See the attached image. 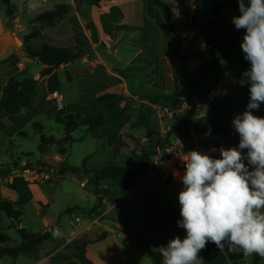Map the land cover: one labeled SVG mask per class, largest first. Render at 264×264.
<instances>
[{
	"label": "rangeland",
	"instance_id": "rangeland-1",
	"mask_svg": "<svg viewBox=\"0 0 264 264\" xmlns=\"http://www.w3.org/2000/svg\"><path fill=\"white\" fill-rule=\"evenodd\" d=\"M162 1L172 4L174 31L165 26L163 16L152 0H144L147 23L145 28L129 25L127 29L122 30L104 17L101 22L102 31L111 36L113 41L106 38L101 40L99 36L98 43H95L91 30L87 28V23L92 21L87 20V17L92 18L93 7L84 1L35 0L37 7L30 9L29 0H9V3L7 0H0V81L5 79L4 76L11 69L18 79L32 78L34 74L43 73L46 67L40 62L34 63L32 59L21 56L23 51L27 52L25 38L32 33L42 34L36 41L38 44L68 46L75 52L89 50L79 60L48 75L52 77V89L49 93L58 91L65 97V102L70 104L62 114L56 110L53 102L44 100L42 91H39L38 95L35 92L31 110L21 107L14 97L9 99L11 106L7 111L10 120L0 123V201L10 200L15 208L20 206L22 217L17 222L0 213V247H14L22 242L18 226L29 232L41 233L46 229V222L58 223L66 240L72 233L75 235L81 228L89 225L91 220L88 212L97 206L103 196H108L109 204L106 207L119 202L118 205L99 225L93 226L88 233L80 235L72 243L81 245L86 240L95 241L102 233L108 232L112 244L117 242L121 248L128 244L127 248L125 247L128 250L132 249L133 245L136 249L140 247L138 264H153L146 254L147 247L160 253V246H166L157 238V222L154 216L162 208L171 207L175 210L178 221L182 219L178 201L182 184L168 183V180H163L160 175L153 176L152 171L141 180L147 184L142 183L137 192L112 182H104L106 188L99 187L96 190L95 185L89 183L91 179L88 172L116 164L133 170L138 163L134 155L138 152L132 154L130 147L134 150L141 149L136 141L144 138L147 132L149 136L154 137L153 142L146 143V146L157 153L153 167L155 168V157L161 154L163 157L172 158L171 163H165V172L174 169L175 164L177 167L181 165L179 169H183V162L173 160L181 148V144L174 139L180 136H172L171 143L164 148L158 147L159 140L167 137L179 112L194 115L196 123L206 116L219 123L218 115L224 116L223 110L227 108L232 111L228 122L232 124L234 117L241 114L249 102L248 86H241L239 81L250 67V63L244 59L241 45H233L230 42L234 35L243 39L245 34L244 29L237 30L233 23V17L240 15L237 0H233L234 4L230 8L221 10L219 16L216 15L215 9L227 0ZM245 3L247 5L248 0H245ZM61 4H75V7L73 6L69 15L55 26L50 27L46 23L34 21L37 15L52 11ZM9 6L12 7V15L8 14ZM76 7L79 8V13L76 12ZM176 14H181L182 17L176 19ZM116 16L113 13L112 17L118 20ZM222 24L231 26L232 30L213 37L208 28H219ZM187 30L191 34L183 35ZM9 38H12L14 46L8 42ZM190 43L195 46L190 47ZM92 44L97 45V51H93ZM205 45H210L211 48L208 49ZM185 48L191 50L185 51ZM177 50L179 52L176 56ZM173 55L178 60L180 70L177 76L173 75L170 65ZM9 56L22 62L28 70L19 72L16 60H12V64L7 67L3 63ZM136 57L139 59L132 63ZM112 68L116 70L115 74L126 79L133 96L138 95V98H128L120 92V77L110 75L107 70L113 72ZM192 79L197 81L195 91L191 90L185 94L181 106L173 108L175 91L178 87L185 88ZM153 81L157 84L155 87ZM218 81H221L219 88L204 98L203 93L216 86ZM40 83L42 82H38L39 86ZM105 93L121 97L112 109L97 101V98ZM262 105L264 103L254 112L255 115L264 117ZM58 114H61L62 118L69 114H80L83 117L103 115L106 127L111 126V129L100 128L90 132L87 127L79 126L72 135L74 142H61L66 135L64 125L56 121ZM127 117L129 122L135 120L136 123H126ZM36 124L43 127L46 137H54L60 143L47 147L45 152L41 153L39 144L42 132ZM118 136L123 139L122 143L119 141L117 149L119 150L121 144L119 156L117 151L112 152L106 146L108 139L115 141ZM133 138H136V141H132ZM201 138L206 139L209 146L216 147L219 144V141L212 137ZM236 143L238 146L239 141ZM62 148H66L67 153L59 157ZM189 149L191 147H184L185 151ZM49 160L57 161L58 167H50L47 164ZM59 167L68 169L66 176L60 174ZM52 173L54 176L44 178L46 174ZM26 178L30 184L45 186L33 191ZM82 182H87V186L82 187ZM16 185L18 188L14 190ZM143 188L145 194L139 192ZM105 191H108L109 195ZM46 202L49 207H45ZM76 218H80L82 222L76 223ZM176 236L181 239L186 236L185 230L179 227L178 223L173 227L170 239ZM138 238L143 240V246L139 244ZM60 245L61 243L50 242L46 247L50 249ZM98 249L100 244L92 246V254ZM73 250L74 247H70L69 253ZM199 256L203 264V251ZM33 260L32 257L22 256L19 261L20 264H27L34 262ZM14 263L16 260L11 257L0 261V264ZM252 263L250 256L238 264ZM259 264H264V257H261Z\"/></svg>",
	"mask_w": 264,
	"mask_h": 264
},
{
	"label": "clouds",
	"instance_id": "clouds-1",
	"mask_svg": "<svg viewBox=\"0 0 264 264\" xmlns=\"http://www.w3.org/2000/svg\"><path fill=\"white\" fill-rule=\"evenodd\" d=\"M237 3L240 15L233 23L245 30L241 49L250 63L239 81L248 86L249 102L232 121L239 143L220 147L218 158L197 150L182 153L177 223L186 236L160 246L163 264H201L199 253L210 242L245 257H264V117L254 114L264 103V0ZM28 7L35 9V0ZM53 234L62 235L59 229Z\"/></svg>",
	"mask_w": 264,
	"mask_h": 264
},
{
	"label": "trees",
	"instance_id": "trees-1",
	"mask_svg": "<svg viewBox=\"0 0 264 264\" xmlns=\"http://www.w3.org/2000/svg\"><path fill=\"white\" fill-rule=\"evenodd\" d=\"M9 3V0H7ZM79 1V0H76ZM87 3L89 6H100L102 2H111L116 0H81ZM197 2V0H196ZM153 5L160 11L161 15L163 16L165 26L168 27L170 30L174 31V27L172 24V14L173 10L171 5L163 2L162 0H152ZM234 4L233 0H227L222 3L219 7L215 9L216 15L219 16L221 10L230 8ZM11 6L8 8V14L12 15L11 13ZM77 8V7H76ZM73 9V5L71 4H61L57 6L52 11H45L36 16L34 21L36 23H46L48 26L53 27L60 21L64 20L66 16L69 15L70 11ZM79 10V8H77ZM221 27H209L210 34L215 37L216 35H221L223 33L229 32L232 30L231 26L228 25H220ZM87 28L91 30L92 38L95 43H98L99 36L98 30L94 24V22L89 21L87 23ZM42 34L40 32H35L30 34L25 38L27 47V52L29 58L32 60H38L42 65L46 66V68H54L55 70L59 69L61 66L75 62L79 60L83 54L89 52L87 51H73L69 47H61L55 46L53 44L48 43H41L38 44L36 41ZM230 42L233 45H241L242 38H238L237 35H234L230 38ZM178 50L176 51V56L178 55ZM139 58H135L137 61ZM121 73V71H120ZM192 79L185 88L178 87L174 93V98L172 100L173 108H177L181 106L182 98L185 94L189 93L191 90L194 91L195 84L197 83L196 80ZM26 86V94L18 100V103L22 107H29L31 101L35 96V90L37 83L33 79L25 80ZM214 87L210 88L204 96L212 92ZM120 97L113 93H105L97 98L98 103L105 104V106L109 109H112ZM264 107V105H262ZM125 110V109H124ZM123 110V111H124ZM64 112V111H63ZM62 114V112H59ZM223 115H219L218 121L208 119L207 117H201L200 120L196 123L194 121V115L190 114H179L175 118V122L172 126L170 132H168L167 137L163 140H159L158 147L164 148L166 145L171 143V138L174 135H178L180 137H186L189 135L190 129L192 127H199L204 126L206 131H210L212 135H223L226 137H231L234 140H239L238 133L235 132L234 127L232 124L228 123L232 115L231 109L225 108L223 110ZM61 114L56 116V121L62 123L65 129V138L61 142H74L72 137L73 133L79 126H85L89 129L90 132H93L97 129H100L104 123V116L103 115H96V116H86L83 117L80 114H69L65 118L61 117ZM38 129H41V142L39 144V151L44 153L46 148L49 146H54L60 143L54 137H46L43 134V127L39 124H36ZM67 150L66 148L60 149V155H66ZM156 150L154 151H143L140 156H138V167L134 171H130L124 167L119 165H110L104 167L99 170H95L94 177L89 181L95 185L96 190L104 183V182H112L113 184L133 189L141 180L145 179L151 171H153V160L154 156L156 155ZM170 158V157H169ZM184 170V168L182 169ZM76 171V170H75ZM60 174L64 177L66 176L68 169H63L59 167ZM78 172V171H77ZM12 188L14 185H11ZM108 191H105L107 193ZM98 193V191H97ZM108 194V193H107ZM106 194V195H107ZM109 195V194H108ZM102 206V200L99 199V203L96 207L88 212V214L96 213ZM71 212V211H69ZM0 213L5 214L9 219L19 220L22 217V208L18 207L15 208V205L10 200H1L0 201ZM155 219L157 222L156 226V235L161 242L167 245L168 241L170 240V234L173 227L178 222V216L175 210L171 207H164L159 210L155 214ZM58 223H55L51 226L50 229L45 230L41 233H34L29 232L25 228H18V233L22 239V242L18 246L14 247H0V260L11 257L13 259H17L20 256H27L33 254L36 249L40 246H43L46 242L50 240L58 241L61 238L60 236H55L53 233L56 229H59L57 226ZM107 234L104 233L99 236L95 241H83L81 245L78 243H72L70 247H74L72 251V255H68L65 259H70L71 257L77 258L81 264H93V262L86 256L87 246L94 242L102 241L106 238ZM138 242L141 246L144 245V242L141 238H138ZM146 254L152 259L153 264H163V257L160 253L154 252L148 247L146 248ZM252 264H259L261 261V257L259 255H252ZM245 256L243 253H233L228 250L227 245L223 250L217 248V246L213 243H208L205 250H203V264H238L245 260Z\"/></svg>",
	"mask_w": 264,
	"mask_h": 264
},
{
	"label": "crops",
	"instance_id": "crops-1",
	"mask_svg": "<svg viewBox=\"0 0 264 264\" xmlns=\"http://www.w3.org/2000/svg\"><path fill=\"white\" fill-rule=\"evenodd\" d=\"M72 5L75 7V4H72ZM169 5H171V7H172V4H169ZM92 7H93V9H92V11H93L92 18L89 16V17H87V20H89V19L91 20L92 19V22H94V24H95V26H96V28L98 30V36H100L101 40H105V38H106V39H109L110 41H113V38L111 36H109L104 31H102L101 22H102V18H104V17L109 19V22L113 26H116L117 28H120L122 30L127 29L129 27V25H131V26L133 25L134 28H140V27L141 28H145L146 25H147V23L145 22L146 13H145L144 0H116V1H111V2H102L100 4V6H98V7L97 6H92ZM172 10H174L173 7H172ZM79 11L80 10H77V8H76V12L79 13ZM113 13L117 15L116 17H118V20L115 19L114 17H112ZM218 24H221V23H218ZM8 42L10 43L11 46H14L12 38H9ZM183 45H185V44L183 43ZM189 46L190 47H194L195 45L190 43ZM62 47H64V46H62ZM92 48H93L94 52L97 51V49H96L97 45L96 44H94V45L92 44ZM186 50L189 51L191 49L185 48V51ZM21 56L23 58H25V59H31V58L28 57V53L26 51H23L21 53ZM12 60H16V59L14 57L12 58V56H9L7 61L5 63H3V64H6V66L8 67L9 64H12ZM32 61L34 63L39 62L38 60H32ZM132 63H134V62H132ZM69 64L63 65L60 68H65ZM101 64H103V63H101ZM177 64H178V62H177ZM16 67L18 68L19 72H24V71L28 70L26 68V66L22 62H19V61H17ZM44 67H46V66H44ZM2 68H4V67H2ZM112 69H113L114 73L111 70H109V69H107V70L109 71L110 75H113V76L118 75L117 77H120V81H121V88L119 89L120 92H122L124 94V96H127L128 98H131V97L138 98L139 97L138 95L133 96V94L130 91L129 86H128L127 82H126V79L124 77L120 76L119 74H115V73H117L116 70L114 68H112ZM178 69H179V67H178ZM179 73H180V70H179ZM41 75L40 74H34L32 78L26 77V78H23V79H18L17 76H16V73L13 74V70L11 69L4 76L5 79L0 81V86H1V90H0V123L1 122H8L10 120V115H9V113L7 111V108H9L11 106V103H10L9 99L11 97H14L16 99L17 103H18V100L20 98H22L26 94L27 90L24 89L25 80H28V79L35 80L36 83H37L36 90H35L36 94L38 95V92L42 91L41 96L44 98V100L48 101V102H53L50 98H51L52 94L55 91L53 93H49V91L52 89L51 88L52 77L46 76V78H45V77H41ZM39 81L42 82V83H40V86L38 84ZM166 81H167V79H166ZM153 83H154L153 86L155 87L157 84H155L154 81H153ZM220 83H221V81H218V84L216 86L215 85L213 86L214 88H213L212 92H210L209 94L205 95L204 98H206V96H208V95H212L213 91L217 90L219 88ZM43 86H45L44 89H43ZM25 88H26V86H25ZM122 99H123V97H122ZM64 100H65V97H64ZM94 100H95V98H94ZM34 101H35V98H33V100L31 101V104H30L29 107H23V108L31 110V108H32V106L34 104ZM65 103H66V106H67L66 109H68L70 107V104H67V102H65ZM218 118H219V115H218ZM130 122L136 123L135 120L134 121L130 120ZM130 122H129V117H127V122L126 123H130ZM228 122H229V120H228ZM105 123H106V121H105ZM105 123L101 127V130H110L111 126H107L106 127ZM200 127H201V129H200ZM207 133H208V131H206L204 126H199V127L195 126V127H192L190 129V132H189L188 136L175 138L174 141L177 139V142L179 144H181V148H180V151H178L174 155L173 160H176L177 162H180V161L183 162L182 161V153H187V152H189L191 150H197V151H200V152H204V153H207L209 155H212V156L218 158L219 157V151L218 150H219L220 147H224V148L236 147L237 146L236 145L237 144L236 141H239V140H234L231 137H226V136L218 135V134L217 135H212V134L209 135ZM121 135H122V133H121ZM120 136L115 138V141H114V139H108L107 143H106L107 148L110 151H112V152L117 151V155L118 156L121 154V149H122V145L120 144L119 150H117L118 149V145H119V141H121L120 143L123 142V139ZM201 136H203L204 138L212 137L213 139H217L219 141V144L216 147L209 146V144L206 141V139H202ZM153 137L149 136V132H147L146 136L144 138H142L141 140H139V141H136V138H133L132 141H136V144L138 146H140L141 149L134 150V149H132V147H130V149L132 150L131 151L132 154H134L135 152L136 153L138 152V154H136V155L140 156L141 155L140 151H142V152L145 151V150L146 151H151L146 146V143H152L153 142ZM184 147H191V149H189L188 151H185ZM213 149H216V151H213ZM213 152H215V153H213ZM136 155H134V156L137 158V162H138V156H136ZM58 156L61 157L60 152H59ZM117 161H119V160H117ZM180 166L181 165H179L177 167V165L175 164L174 165V169H172L171 171H166V172L162 173L160 176L163 177V180H168L167 181L168 183L171 182V183H175L177 185H181L182 182H181L180 177H182L185 169L184 170H182V168L179 169ZM137 167H138V163H137V166L133 170H130V169H128V170L134 171V170L137 169ZM88 173L90 174V179H92L94 177V175H95L94 171H90ZM12 181L13 180H11V182ZM26 181H27L30 189H32L33 191H38V190H40V188H42L41 186H45V184H43V185H41V184L37 185V184H33V183L30 184L28 182V178H26ZM87 182H84V183L88 184ZM142 183H143L142 181L139 182L133 189H131V191L132 192L133 191L137 192L136 189L138 187H140V185ZM143 184L146 185L147 182L143 183ZM103 185H104V183L100 187L101 188H106V186L105 185L103 186ZM17 188H18V186L16 185L14 190H17ZM145 188L140 189L139 192H141L142 194H145ZM46 203L47 204L45 205V207H49V203L48 202H46ZM118 203L119 202H117L115 204H118ZM54 224L55 223L49 224V223L46 222V229L45 230L50 229L51 226L54 225ZM97 225H99V223ZM57 226L59 228L58 224H57ZM19 227H21V226H18V228ZM85 229L86 228H81L78 231V233L80 231H82V230H85ZM105 229H108V228H105ZM59 230L62 233L61 238L58 241L50 240V241L46 242L43 246L38 247L33 254L27 255L26 257H32L34 259L33 260L34 262L27 263V264H37L39 262H43L48 257H50L51 255H54L51 258V260H50L51 264H53L52 262H55L54 264H81L80 261L77 258H75V257H71L70 259H65L66 256L72 255V253H73V252L69 253L70 252L69 246L73 242V241H70V239L74 235L72 233L68 238H66V240H64L63 232L61 231L60 228H59ZM104 233L107 234V236H106V238L104 240L99 241V242H94V243L89 244L87 246L86 256L93 262V264H138L137 262H138V257H139V253H140V251H139L140 247L137 246L138 249H136L135 245H133L132 249L128 250V249H125V247L128 246V244H125L121 248L120 245H118L117 242L112 244L109 241V237H108L109 233L108 232H104ZM104 233H102V234H104ZM124 237L127 238V235L124 234ZM50 242H56L58 244L61 243V245L58 246V247H51L50 249H47L46 246ZM95 244H100V249H98L96 252H94L92 254L91 247L94 246ZM21 257L22 256H20L17 259H14V260H16V263H14V264H20L19 260H20Z\"/></svg>",
	"mask_w": 264,
	"mask_h": 264
},
{
	"label": "built area",
	"instance_id": "built-area-1",
	"mask_svg": "<svg viewBox=\"0 0 264 264\" xmlns=\"http://www.w3.org/2000/svg\"><path fill=\"white\" fill-rule=\"evenodd\" d=\"M176 19H180L182 17L181 14H176L174 16ZM188 33H190L189 30L185 31V34L183 35H186ZM191 34V33H190ZM182 35V38L185 39V36ZM208 49H210V45L207 46L205 45ZM53 102H54V105H55V108L58 112H63L66 110V103H65V100H64V97L62 96L61 93H59L58 91H55L51 98H50ZM168 158V157H167ZM166 157H163L161 154H159L158 156L155 157V162H154V165H155V168L153 170V173L154 175L153 176H159L161 175L162 173L165 172L164 168H165V163H171L172 162V158H168L167 159ZM184 166V164H183ZM185 168V166H184ZM54 170V169H52ZM51 176H54V174H46L44 176L45 179H49ZM153 177H150V179H152ZM149 180V179H148ZM86 183H82L81 186L82 187H86ZM139 187L136 189L138 190ZM109 204V200H108V197L107 196H103L102 197V206L101 208L96 212V213H93V214H88L91 222L89 223L88 226H86L85 230H82L80 231L78 234L74 235L73 237H71L70 241H73L74 239L78 238L80 235L84 234V233H87L88 231L91 230V228L95 225H97L98 223H100L101 221H103V219L110 213L112 212V210L118 205V204H113L112 206H110L109 208L106 207L107 205ZM82 221L80 218H76V223L80 224ZM54 255H51L50 257H48L45 261L43 262H39L37 264H51L50 260L51 258L53 257Z\"/></svg>",
	"mask_w": 264,
	"mask_h": 264
},
{
	"label": "water",
	"instance_id": "water-1",
	"mask_svg": "<svg viewBox=\"0 0 264 264\" xmlns=\"http://www.w3.org/2000/svg\"><path fill=\"white\" fill-rule=\"evenodd\" d=\"M17 41H19V40L17 39ZM19 43H20V41H19ZM21 44H22V43H20V45H21ZM104 47H105V46H104ZM177 62H178V60H177L176 56H175V55L171 56V58H170V65H171V67H172V73H173L174 76H177V75L179 74V69H178V64H177ZM54 71H55L54 68H46V69L43 71L41 77H46V76L50 75L51 73H53ZM47 164H48L50 167H53V168L58 167V162H57V161H54V160H49V161L47 162ZM131 235H132V236H136L135 233H131Z\"/></svg>",
	"mask_w": 264,
	"mask_h": 264
},
{
	"label": "bare ground",
	"instance_id": "bare-ground-1",
	"mask_svg": "<svg viewBox=\"0 0 264 264\" xmlns=\"http://www.w3.org/2000/svg\"><path fill=\"white\" fill-rule=\"evenodd\" d=\"M213 153H215V152H213ZM213 153H212V154H213Z\"/></svg>",
	"mask_w": 264,
	"mask_h": 264
}]
</instances>
